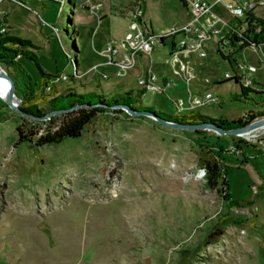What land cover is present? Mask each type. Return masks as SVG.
<instances>
[{"label":"rangeland","instance_id":"374dc122","mask_svg":"<svg viewBox=\"0 0 264 264\" xmlns=\"http://www.w3.org/2000/svg\"><path fill=\"white\" fill-rule=\"evenodd\" d=\"M133 1L0 0V33L30 41L36 48L27 50L39 55L42 69L64 81L61 92L106 98L129 92L136 98L143 68L152 69L161 82L172 78V66L187 54L171 57L167 44L156 49L152 65L143 57L130 76L102 79L101 73L113 69L106 70L101 53L109 46L120 47ZM144 1L146 19L158 35L192 19L190 5L180 0ZM208 1L222 22L216 27L220 34L204 41L208 56L193 55L195 88L173 78L167 93L149 90L136 98L138 108L157 116L228 120L264 110V3L250 17L256 43L240 51L235 39L224 40L230 26L238 23L226 9L231 0L222 1L225 9L216 0ZM67 21L73 26L77 73L57 29ZM210 21L209 16L201 20L204 25ZM21 63L41 84L34 63ZM249 65L257 68L255 74ZM229 74L244 77L243 83L254 74L263 94L235 101L240 88L226 82ZM210 93L217 103L208 101ZM173 100L184 105L178 107ZM123 112L100 115L81 138L43 148L28 143L16 147L17 128L34 123L0 97V264H182L183 259L189 264H264V132L253 138L219 135ZM205 154L227 171L226 192L206 187L200 164ZM232 218L240 224L218 230Z\"/></svg>","mask_w":264,"mask_h":264},{"label":"trees","instance_id":"16d2710c","mask_svg":"<svg viewBox=\"0 0 264 264\" xmlns=\"http://www.w3.org/2000/svg\"><path fill=\"white\" fill-rule=\"evenodd\" d=\"M141 1L146 8L145 1ZM181 2L185 5L183 1ZM136 3V1H133L131 7L132 13L135 11L134 8ZM249 15L251 16V14ZM100 20L99 18V21ZM252 24L253 21L251 18L248 23L249 27L242 36L244 42L240 47V51L252 47L256 43L254 39L256 36V28L252 26ZM57 29H60L62 32L59 35V39L61 44L62 41L65 44L64 50L66 51V57L74 63L77 73L78 61L74 54L73 26L67 21L61 28ZM232 36L235 39V34H232ZM29 47L36 48L30 41L14 36L7 37L0 33V65L15 83L16 95L22 100V114L34 123L25 127L20 125L17 128L18 140L15 144L16 147L28 143L33 148H43L46 146L59 145L67 139L81 138L85 129L100 115L106 114L110 110L115 113H124L123 110H115V108H120L122 106H128L136 111H151L150 109L138 108V106H136L138 102L136 98L139 99L141 96L146 95V90H142L136 98H132V93L129 92L124 96L119 95L113 98H106L104 95L93 92L85 94H79L73 90L67 93L61 92L59 90V84L63 82L62 78L58 75L53 76L47 74L40 65L39 55L27 50ZM219 53L221 54L220 51ZM23 59L34 63L40 74L41 84L36 82L23 67L21 63ZM64 77L69 78L68 76ZM230 81L235 82L240 88V98L237 96L235 101L247 102L250 100L251 96L263 94V91L244 87L240 83L239 78H233L226 82ZM51 114L55 116H50L49 119H46ZM157 114L167 121L178 124L201 125L209 122L226 131L244 128L257 119L264 118V110L258 113L250 112L248 116L238 118L237 120H228L226 118L213 119L200 115L172 116L164 113ZM200 164L201 168L206 172V187L218 193H223L225 187L227 188L224 181V175H227V171H223L218 161L209 154L200 157ZM226 190H228V188ZM228 196L229 198L226 199H230V195ZM232 203L237 206V203ZM229 224L238 226L240 223L234 220V218L230 220L227 219L224 223L219 225L218 230H224ZM216 242L218 243V240H216ZM189 263V261L183 259L182 264Z\"/></svg>","mask_w":264,"mask_h":264},{"label":"built area","instance_id":"2783aa9c","mask_svg":"<svg viewBox=\"0 0 264 264\" xmlns=\"http://www.w3.org/2000/svg\"><path fill=\"white\" fill-rule=\"evenodd\" d=\"M180 1H183L187 7L190 5L193 13L192 19L177 29H167L163 34L158 35L153 28L149 27V23L146 19L144 4L141 0H137L134 8L135 11L131 14L132 17L128 32L122 38V42L119 45L120 47L115 48L113 46H109L106 51L101 53L102 58L107 61L106 70L113 69L110 73H101L102 79L109 80L111 76L117 79H122L130 76V73L137 68L138 60L143 59V57L150 58V63L152 65V56L156 49L166 47L167 44L170 47L171 57L177 54H191L194 55L195 58L199 57L197 59H204L208 56V52H204V41L212 40L220 34L216 27H218L220 22H222L221 19L212 13V5L208 0ZM222 1L224 0H219L217 3L223 5ZM263 3L264 0H231V5H227L226 9H228V11L230 10L231 15L238 23L236 26H230L229 34L224 37V40H226L227 43H229L233 38L232 34H235V41L238 44L237 46H239V48L242 46L244 42L242 36L246 33L249 27L248 23L250 22L251 17L249 14L253 12L255 7L260 6ZM206 16H209L211 21L207 25H204L201 20ZM242 19H244V21H242ZM1 22L3 21L0 14V24ZM199 23L200 26L197 27V24ZM203 27L204 29H202ZM178 38L181 39L177 43L176 40H179ZM218 49L221 54H223L222 52L224 51V47L222 44H219ZM190 59L191 58L189 57L180 59L178 63L172 66L170 72L172 78L162 80L161 82L158 80L157 75L152 71V69L143 68L141 71L144 75L138 81L139 89L146 91L156 90L161 91L162 93H167L168 89L174 86L173 78L195 88L194 80L197 75L193 68V62ZM249 66L250 72L255 74L257 72V68L251 65ZM94 68V70H97L98 66H95ZM98 72L100 73V70H98ZM254 74L245 76L247 79L244 80V83L241 81L244 77L240 78V83L246 88L248 87L259 90L260 85H257V81L255 79H252ZM228 76L229 80L239 78L238 75L231 77L230 74L227 75L226 78ZM63 79H66V77ZM252 84H255L257 88L252 87ZM189 89L190 87L187 91L189 96H191ZM206 98H208V101L212 103H217L219 101V99L212 96L211 93L207 94ZM174 102L175 104L178 103V107H182L184 105L183 100H175Z\"/></svg>","mask_w":264,"mask_h":264},{"label":"water","instance_id":"95a60500","mask_svg":"<svg viewBox=\"0 0 264 264\" xmlns=\"http://www.w3.org/2000/svg\"><path fill=\"white\" fill-rule=\"evenodd\" d=\"M149 27L153 28L151 23H149ZM0 74L3 77H5L7 79V81L9 82V86H10L9 101H8L9 106L13 110H16L17 112L22 113L21 112L22 101L16 95L15 83H14L13 79L8 75V73L4 69L1 70ZM120 108L122 110H125V112H127L128 115H131V116H147V117L152 118L153 120L158 121L160 124H163L165 126H169V127H173V128H177V129H191V130H196L198 128H202V129L206 128V129L213 130L215 133H217L219 135H237V136L239 135V136H242L249 131H254V130H257L259 128L264 127V118L257 119L256 121H254L253 123L249 124L248 126H246L244 128H239V129L231 130V131L223 130L219 127H216L213 124H204V125H200V126H197V125H176V124H172V123L165 121L163 118H161V117L157 116L155 113H151L149 111H136V110L131 109L128 106H122ZM53 115L54 114H51L48 117L53 116Z\"/></svg>","mask_w":264,"mask_h":264},{"label":"bare ground","instance_id":"6f19581e","mask_svg":"<svg viewBox=\"0 0 264 264\" xmlns=\"http://www.w3.org/2000/svg\"><path fill=\"white\" fill-rule=\"evenodd\" d=\"M2 69L3 68L0 66V72ZM9 92H10L9 82L7 81V79L5 77H3L0 74V97L8 102L9 101ZM259 132H264V127L259 128V129L254 130V131H249V132L245 133L243 136H245L247 138H253V137H255V135L257 133L259 134Z\"/></svg>","mask_w":264,"mask_h":264},{"label":"crops","instance_id":"0c3cea01","mask_svg":"<svg viewBox=\"0 0 264 264\" xmlns=\"http://www.w3.org/2000/svg\"><path fill=\"white\" fill-rule=\"evenodd\" d=\"M217 2L219 1V0H216ZM210 2V1H209ZM211 3V2H210ZM211 5H212V3H211ZM187 7V6H186ZM214 14V13H213ZM217 16V15H216ZM186 57H189V58H191L190 60L193 62V64H194V60L192 59L193 58V55H191V54H187L186 55ZM181 58L183 59V58H185V56L184 55H182L181 56ZM77 76V75H76ZM77 78H78V76H77ZM68 79H72V77H70V78H68ZM254 79H256V78H254ZM80 80V79H79ZM64 82V81H63ZM198 88H201V87H199L198 86Z\"/></svg>","mask_w":264,"mask_h":264}]
</instances>
